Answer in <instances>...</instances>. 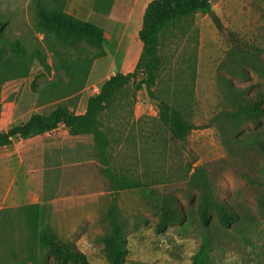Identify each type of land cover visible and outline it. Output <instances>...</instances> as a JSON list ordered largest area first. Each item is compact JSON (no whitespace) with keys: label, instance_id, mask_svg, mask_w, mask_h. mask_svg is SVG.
<instances>
[{"label":"rangeland","instance_id":"rangeland-1","mask_svg":"<svg viewBox=\"0 0 264 264\" xmlns=\"http://www.w3.org/2000/svg\"><path fill=\"white\" fill-rule=\"evenodd\" d=\"M150 1L113 0L107 15L93 11L95 23L104 28L108 36H112L116 25L127 24L111 74L123 72L118 66L127 48L132 57L136 54V43H140L135 35L139 12ZM49 3L50 0H0L1 44L8 47L11 42L19 41L27 50L39 49L52 65L54 57L46 48L44 35L36 28L37 4ZM211 5L226 29L244 41L263 44L264 0H211ZM191 34L177 35L165 43V67L156 91L158 96L166 98L161 89L166 88L168 78L174 79V76L179 77L178 84L192 87L187 112L191 122L200 129L191 133L188 149L196 156L198 165L226 158L228 153L221 133L211 124L228 104L227 85L220 77L230 79L233 87L244 90V95L264 91V78L249 67L246 68L247 78L233 77L225 71L223 65L229 47L208 17L197 14ZM110 66L109 59L97 61L91 82L88 83L87 78L77 99L68 103L76 114L83 111L86 98L97 94L101 82L111 75L103 77ZM56 78H64L62 70H44L35 61L26 77L3 83L0 86V131L25 122L32 114H48L58 102L50 91L40 95L37 90ZM104 123L114 140L110 153L112 168L140 182H148L151 177L162 184L169 179L172 189L181 186L172 175L173 163L180 159L176 156V147L164 142L166 136L158 135L157 108L144 90L136 94L134 104L130 94L125 97ZM63 131L61 128L45 136L14 139L6 148H0V264L7 261L15 264L10 250L21 256L26 236L21 208L29 205L39 206L45 227L59 238L72 241L85 255L86 264H107L102 245L97 241L102 231L94 213L107 194L99 175L98 169L102 166L95 157L93 138H70ZM230 136L243 140L264 137V118L239 124L230 130ZM185 156L186 153H182V158ZM222 186L228 191V203L242 215L247 214L256 231L250 237L253 248L239 251L232 243L223 255L215 256L214 264H252L251 250L264 264V217L254 203L243 196L242 183L234 176L224 173ZM144 199L140 190H125L118 197V204L128 219L124 264H191L200 245L196 203L189 204L179 196L187 230L175 226L157 234L154 216L143 208ZM137 213L141 221L132 218Z\"/></svg>","mask_w":264,"mask_h":264},{"label":"trees","instance_id":"trees-1","mask_svg":"<svg viewBox=\"0 0 264 264\" xmlns=\"http://www.w3.org/2000/svg\"><path fill=\"white\" fill-rule=\"evenodd\" d=\"M67 0H50L37 4L36 28L44 35L46 48L54 57L48 64L39 49L27 50L19 41L8 47L0 42V86L8 81L26 77L35 61L44 70L59 69L64 78H56L37 93L50 91L58 103L48 114H32L25 122L0 131V147L9 146L14 138L32 139L62 126L70 136L91 135L93 150L99 161V175L107 194L95 209V217L102 233L97 236L107 264H124L126 258V212L119 206L118 197L125 190H140L145 199L143 208L155 218L154 231L164 233L178 226L183 231L185 211L179 196L189 204L196 203L195 213L200 229V245L191 264H214L215 256L223 255L230 244L237 250L252 247L250 237L256 229L247 214L233 208L222 186L223 175L228 173L242 183V194L256 206L264 217V137L243 140L230 136L239 124L264 118V91L244 95V90L231 85L230 79L220 77L227 85V106L212 119L223 137L228 153L226 158L196 164L197 158L188 149L190 135L198 130L187 112L193 96L192 87L178 84V76L168 78L167 87L161 89L166 98L157 95L165 67L163 48L177 35H192L197 14L210 19L229 49L223 67L233 77L247 78L246 68H251L264 78V41H244L238 34L226 29L212 9L211 0H151L144 9L138 39L141 52L134 69L126 74L115 73L107 78L97 94L87 100L85 112L77 115L68 106L84 89L94 61L104 58V34L100 26L78 20L64 12ZM113 0H95L93 11L107 15ZM3 25L0 24V41ZM193 72L189 80L193 79ZM189 81V82H190ZM144 90L157 108L158 135L166 136L164 142L176 147L179 162L173 163L172 175L180 187L172 189L170 180L165 184L154 178L148 182L134 180L110 166L113 139L105 130L104 120L111 116L122 100L130 94L132 104L136 94ZM166 145V144H165ZM186 153L182 158V153ZM171 176V177H173ZM168 183V184H167ZM24 213L22 229L26 236L22 242L21 256L12 250L15 264H86L85 255L68 239H61L45 227L38 205L21 208ZM140 214L132 215L141 221ZM253 248V247H252ZM252 264H261L251 250ZM252 261V260H251ZM1 264H10V261ZM247 264V263H246Z\"/></svg>","mask_w":264,"mask_h":264},{"label":"crops","instance_id":"crops-1","mask_svg":"<svg viewBox=\"0 0 264 264\" xmlns=\"http://www.w3.org/2000/svg\"><path fill=\"white\" fill-rule=\"evenodd\" d=\"M149 3V2H148ZM93 4H94V0H67L66 4H65V8H64V12L78 20L84 21V22H91L94 24L99 25L98 23H95L96 19V14H94L92 8H93ZM147 4L140 10L139 12V19H138V25H136V31H135V35H138V31L141 28V19H142V15L144 12V9L146 8ZM109 27H112L111 25H108ZM115 27V26H114ZM127 29V24H120V25H116V30H113V34L112 36H108L107 33L105 32L104 28V42H103V48L104 51L106 53V56L104 58L98 59L96 61H94L91 69H90V73L88 75V83L91 82V78H92V74H93V70L95 67V64L97 63V61L99 60H105V59H109L110 60V68L107 69L105 75L104 76H108L109 74H111V70L113 69V66L116 62L117 56L119 54V51L121 49L122 46V42H123V38H125V32ZM128 46L131 47V40L129 41L128 39ZM135 50H136V54L132 57V54L129 50V48L126 49V56L123 59V61H121L119 63L118 69L120 71L123 72H119L122 74H126L131 72L134 69V66L137 62V59L140 55L141 52V43H136L135 46ZM134 50V51H135ZM115 73H112L110 76L114 75ZM110 76H108L107 78H109ZM106 78V79H107ZM105 79V80H106ZM103 80L100 84L99 87H101L102 83L105 81ZM89 97L86 98L84 106H83V111L78 113L77 115H81L85 112L86 109V104H87V100ZM63 128L62 126H59L57 129L51 131V132H55L59 129ZM64 129V128H63ZM6 131V130H5ZM49 132V133H51ZM49 133H46L44 135L41 136H45ZM63 133L65 135H68V133L65 131H63ZM70 138H75V139H80L81 137L84 136H91V135H79V136H70L68 135ZM40 137V136H38ZM36 138V137H35ZM17 139V138H14ZM13 139V140H14ZM12 140V141H13ZM7 147V146H6ZM6 147H0V148H6Z\"/></svg>","mask_w":264,"mask_h":264}]
</instances>
